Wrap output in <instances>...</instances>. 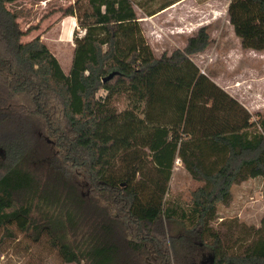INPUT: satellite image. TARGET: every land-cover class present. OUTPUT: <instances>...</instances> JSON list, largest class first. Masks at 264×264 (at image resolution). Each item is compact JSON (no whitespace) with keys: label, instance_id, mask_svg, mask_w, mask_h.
I'll return each mask as SVG.
<instances>
[{"label":"trees","instance_id":"1","mask_svg":"<svg viewBox=\"0 0 264 264\" xmlns=\"http://www.w3.org/2000/svg\"><path fill=\"white\" fill-rule=\"evenodd\" d=\"M17 1L0 0L2 251L22 236L65 263L174 264L180 239L199 264H264V217L239 251L213 227L235 184L264 178V115L192 59L208 27L157 57L133 0H75L63 15L84 33L66 74L40 35L24 40ZM228 15L244 48L264 50V0H231ZM176 158L201 183L189 210L166 202Z\"/></svg>","mask_w":264,"mask_h":264},{"label":"rangeland","instance_id":"2","mask_svg":"<svg viewBox=\"0 0 264 264\" xmlns=\"http://www.w3.org/2000/svg\"><path fill=\"white\" fill-rule=\"evenodd\" d=\"M74 1L18 0L8 6L19 12V22L23 29L31 28V32L24 37L27 41L41 32L45 33L43 30ZM133 1L144 35L155 55L160 56L165 52L170 54L176 49H183L191 36L196 35L201 27L207 26L212 43L204 52L196 54L193 60L200 65L203 73L208 74L223 89L227 88L243 98L245 104L250 106L249 111L252 114L260 112L264 115V50L252 51L242 46L227 13L231 0ZM166 3H174V6L171 5L152 16L145 14ZM70 27L71 22L67 21L42 37L49 49L55 51L63 70L67 72L69 65L71 66L70 47L73 40L72 36L69 37L66 44L61 41L60 35L67 33ZM75 30L80 34L81 29L78 26ZM101 92L103 93L102 90ZM131 102L128 96H122L118 100L119 110L130 108ZM117 167H120L119 163ZM200 185L184 168L180 159L176 158L166 202L189 210L192 194ZM82 192L88 193L89 189L83 186ZM232 196L229 206L219 205V217L213 222V227L222 230L226 234V244L239 251L254 236V232H249L246 228L259 227L264 217V178H251L235 184L232 187ZM169 229L178 238L184 232L176 221L169 224ZM20 240L4 251L0 248V264H76L63 262L61 256L45 240L40 244L22 236ZM185 243L184 241L183 244ZM183 244L182 240H175L174 264H199L200 258L194 259L196 253L187 256L188 247L183 253Z\"/></svg>","mask_w":264,"mask_h":264},{"label":"crops","instance_id":"3","mask_svg":"<svg viewBox=\"0 0 264 264\" xmlns=\"http://www.w3.org/2000/svg\"><path fill=\"white\" fill-rule=\"evenodd\" d=\"M172 6H174L173 4H172ZM164 10H166V9H164ZM164 10H162V11H164ZM227 13H228V10H227ZM67 21H70L71 22V27L69 28V31L67 32V33H64L63 35H60L61 36V41L62 42H64V43H66L67 44V39L69 38V37H71L72 36V40H73V34H74V29H75V27H77V19H76V17H74V16H64L63 14L62 15H60L52 24H50L49 25V27L47 26L44 30H43V32L45 31V33H39V34H37L36 36H38V35H40L41 36V38L42 37H45L46 35H47V33L49 32V31H51L52 29H54L55 27H58V26H61L63 23H65V22H67ZM59 34H61V32H59ZM34 38V37H33ZM43 40V39H42ZM69 45V44H68ZM48 46V45H47ZM49 47V46H48ZM71 50H72V55H71V64H72V59H73V54H74V48H75V43H74V40H73V44L71 45ZM252 51H255V50H253V49H251ZM53 53H55V51L53 52ZM200 53H198V55H199ZM55 56L58 58V60L60 61V59H59V57L57 56V54H55ZM157 57H160L159 55H156ZM196 56V54L195 55H192L191 57H192V59H194V57ZM196 64L198 65V66H200L197 62H196ZM62 65V64H61ZM63 67V66H62ZM69 68L71 69V66L69 65ZM64 69V68H63ZM70 69H69V72H70ZM65 71V73L66 74H69V72H67L66 70H64ZM225 89V88H224ZM230 95H232V96H234V97H236L248 110H249V105H247V104H245V101L243 100V98H239V96H237L233 91H229L227 88L225 89Z\"/></svg>","mask_w":264,"mask_h":264},{"label":"built area","instance_id":"4","mask_svg":"<svg viewBox=\"0 0 264 264\" xmlns=\"http://www.w3.org/2000/svg\"><path fill=\"white\" fill-rule=\"evenodd\" d=\"M83 33H84V31L81 29L80 30V34H83ZM102 91H103V93L101 92L102 93L101 95L105 96L106 95V91L105 90H102Z\"/></svg>","mask_w":264,"mask_h":264},{"label":"water","instance_id":"5","mask_svg":"<svg viewBox=\"0 0 264 264\" xmlns=\"http://www.w3.org/2000/svg\"><path fill=\"white\" fill-rule=\"evenodd\" d=\"M114 76V73L110 74L109 76H107L106 78H104V81L111 79Z\"/></svg>","mask_w":264,"mask_h":264}]
</instances>
